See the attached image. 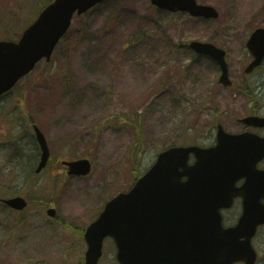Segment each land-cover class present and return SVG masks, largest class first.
<instances>
[{"label":"rangeland","instance_id":"374dc122","mask_svg":"<svg viewBox=\"0 0 264 264\" xmlns=\"http://www.w3.org/2000/svg\"><path fill=\"white\" fill-rule=\"evenodd\" d=\"M47 1L0 0V39L16 40ZM197 1L214 6L219 18L171 16L148 0H108L75 18L50 61L39 62L0 99V198L20 195L29 203L22 213L0 204V264H82L83 230L159 152L210 146L216 122L238 133V118L252 109L264 114V100L254 105V95L246 98L239 88L245 78L258 101L264 99V62L242 74L250 60L245 41L264 26V0ZM191 40L225 50L233 89L217 84L219 69L193 54ZM33 125L51 152L37 175ZM81 158L91 162L88 176L58 174L59 161ZM49 207L54 219L46 215ZM239 209L232 208L227 223ZM257 235L254 246L263 258L264 226ZM99 264H118L111 240Z\"/></svg>","mask_w":264,"mask_h":264},{"label":"water","instance_id":"95a60500","mask_svg":"<svg viewBox=\"0 0 264 264\" xmlns=\"http://www.w3.org/2000/svg\"><path fill=\"white\" fill-rule=\"evenodd\" d=\"M103 0H54L43 9L36 21L17 43L0 42V94L9 90L28 73L35 63L49 60L59 38L67 30L75 11L85 12ZM152 4L171 11H188L193 16L217 17L216 11L197 5L194 0H151ZM190 46L212 57L222 69L221 82L226 80L224 52L213 45L193 42ZM253 56L246 68L251 71L264 55V29H257L246 43ZM247 126L264 127V118L248 117ZM42 155L40 166L48 158L43 136L36 129ZM192 154L195 162L188 165ZM264 157V139L254 134H226L218 126L217 145L202 149L195 146L170 148L157 157L156 163L140 178L131 191L120 194L105 206L99 219L85 232L88 245L86 264H96L101 240L110 235L117 246L122 264H226L236 258L237 228L224 231L220 227L218 209L228 205L236 195L249 196L258 190L264 197V171L255 165ZM73 174H86V160L68 163ZM186 177L185 181L182 178ZM246 178L242 188L233 184ZM241 189V190H240ZM15 209L26 203L16 197L4 201ZM248 213V209H246ZM256 212L264 222V207ZM242 219V218H241ZM241 222V220H240ZM240 225V223H239ZM226 243L230 248L222 256L210 254L214 245Z\"/></svg>","mask_w":264,"mask_h":264},{"label":"flooded vegetation","instance_id":"af4514ba","mask_svg":"<svg viewBox=\"0 0 264 264\" xmlns=\"http://www.w3.org/2000/svg\"><path fill=\"white\" fill-rule=\"evenodd\" d=\"M256 264H264V257H263V258H260V257H258V255H257V261H256Z\"/></svg>","mask_w":264,"mask_h":264}]
</instances>
